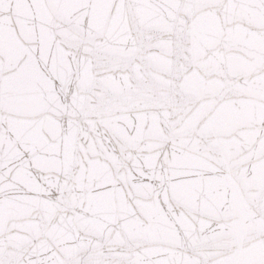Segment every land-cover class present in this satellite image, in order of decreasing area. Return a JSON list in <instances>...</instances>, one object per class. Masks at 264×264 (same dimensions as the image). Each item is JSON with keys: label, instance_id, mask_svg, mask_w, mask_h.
<instances>
[{"label": "snow or ice", "instance_id": "snow-or-ice-1", "mask_svg": "<svg viewBox=\"0 0 264 264\" xmlns=\"http://www.w3.org/2000/svg\"><path fill=\"white\" fill-rule=\"evenodd\" d=\"M0 264H264V0H0Z\"/></svg>", "mask_w": 264, "mask_h": 264}]
</instances>
